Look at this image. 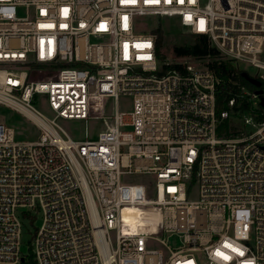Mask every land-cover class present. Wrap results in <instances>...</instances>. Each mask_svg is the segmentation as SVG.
<instances>
[{
	"label": "built area",
	"instance_id": "obj_1",
	"mask_svg": "<svg viewBox=\"0 0 264 264\" xmlns=\"http://www.w3.org/2000/svg\"><path fill=\"white\" fill-rule=\"evenodd\" d=\"M171 25L264 83V0H0V106L39 130L0 123V264L37 216L32 264H264V122L217 136V75L157 55Z\"/></svg>",
	"mask_w": 264,
	"mask_h": 264
},
{
	"label": "rangeland",
	"instance_id": "obj_2",
	"mask_svg": "<svg viewBox=\"0 0 264 264\" xmlns=\"http://www.w3.org/2000/svg\"><path fill=\"white\" fill-rule=\"evenodd\" d=\"M147 27H150L149 22H143ZM190 34L186 33L184 30L180 29L176 25H171L167 28V32L161 34L158 39L161 37L162 46L161 53L166 57L169 61H191L192 58H173L171 50L174 45H178L183 42L184 39H187ZM206 63L205 61H203ZM249 75L253 76L256 73V70L252 67L248 68ZM242 93L245 95L251 94V92L246 89L242 90ZM249 101L252 103V107H255V99L250 96ZM93 104L96 108L101 107V101L95 99ZM120 109H127L130 106L129 99H121L119 102ZM36 108L44 113L49 114L48 108L45 102H40L37 104ZM251 117L250 114L241 113L239 111H229L225 122L227 127L225 128V133L231 134L230 137H238L244 136L250 132H252L257 124L254 122L253 118L251 121L246 122V119ZM0 123L10 126L15 131L16 140L17 141H34L39 136V130L37 127L23 117L21 114L5 107L0 106ZM62 127L64 130L72 137L74 140H80L84 135V123L78 120H69L62 121ZM86 127L91 136H94L98 131L102 129V124L99 121L89 120L86 122ZM227 138V137H226ZM41 223L40 217L37 216L34 221H29L28 219L22 220V233H21V253L23 255L27 254L29 251V243L32 238V234L34 229L39 227ZM172 244H174L172 242Z\"/></svg>",
	"mask_w": 264,
	"mask_h": 264
},
{
	"label": "trees",
	"instance_id": "obj_3",
	"mask_svg": "<svg viewBox=\"0 0 264 264\" xmlns=\"http://www.w3.org/2000/svg\"><path fill=\"white\" fill-rule=\"evenodd\" d=\"M162 39L157 40V55L161 61H165L166 57L161 53ZM173 58H192L195 60L205 61L206 66L212 70L219 78V83L215 91V113L219 117L223 111H239L241 113L250 114L256 123L264 122V106L260 102L256 107H252L249 97L242 93V88L254 93L257 89L264 90V83L255 87L244 79L240 70L235 65L223 60L219 52L210 45L206 37L199 35H189L182 43L174 45L171 50ZM176 66V65H175ZM233 100V106H228V101ZM227 124L223 120L216 129L219 137H230L231 134L225 133ZM24 263L31 260V250L24 255Z\"/></svg>",
	"mask_w": 264,
	"mask_h": 264
},
{
	"label": "water",
	"instance_id": "obj_4",
	"mask_svg": "<svg viewBox=\"0 0 264 264\" xmlns=\"http://www.w3.org/2000/svg\"><path fill=\"white\" fill-rule=\"evenodd\" d=\"M242 76H243L244 79H245L246 81H248L251 85H253V86H255V87H258V88L261 86V82H260V81L254 79V78L249 77L245 72L242 73ZM255 94H256L257 96H259V100H260V104H261V106H264V97H262L263 90H262V89H257V90L255 91Z\"/></svg>",
	"mask_w": 264,
	"mask_h": 264
}]
</instances>
